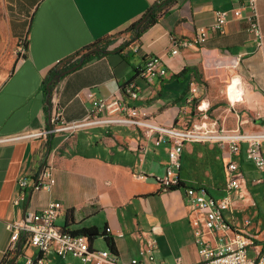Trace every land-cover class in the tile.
Masks as SVG:
<instances>
[{
	"label": "crops",
	"instance_id": "0c3cea01",
	"mask_svg": "<svg viewBox=\"0 0 264 264\" xmlns=\"http://www.w3.org/2000/svg\"><path fill=\"white\" fill-rule=\"evenodd\" d=\"M157 1L4 0L0 38L14 43L28 40L0 84V264L11 238L7 223L29 217L50 201L63 205L56 220L59 226L71 231L98 228L100 234L91 241L96 250L109 249L102 234L108 228L119 261L142 259L140 249L147 238L155 236L158 247L149 264H174L177 258L184 264H197L201 254L191 218L201 213L186 202L184 188L194 186L217 199L225 195L231 178H238L241 186L233 189L232 206L224 211L229 227L214 232L212 238L217 241L245 230L255 238L249 255L257 258L264 251V171L247 157L246 142L233 152L213 140L186 141L180 186L165 188L156 176L166 171L170 143L156 145L154 136L139 126L50 132L61 122L86 116L92 105L86 96L89 87L95 89L96 97H116L157 124L186 127L205 121L242 132L264 131V42L258 47L247 28V7L205 44L170 52L175 41L191 38L198 27L211 24L215 10L243 6V0H174L139 36L131 33L124 44L109 45L108 52L60 77L45 110L44 81L59 60L128 29ZM257 5L264 34V0H257ZM155 54L162 57L166 76L141 73L146 59ZM237 76L240 85L234 79L230 83ZM193 81L194 95L190 92ZM130 82L138 88L136 99L123 91ZM57 111L61 119L50 126L49 114L52 118ZM40 131L45 133L34 134ZM48 159L54 165L56 182L50 191H32L31 181ZM230 161L238 163L232 172L227 168ZM141 172L146 178H137ZM20 177L29 185L24 199L15 203ZM69 209L73 213L68 217ZM154 225L162 232L154 233ZM116 231L123 236L117 237ZM27 254L37 257L41 253L22 237L10 256L22 263ZM42 258L43 264L65 262L54 252ZM67 259L82 264L73 256Z\"/></svg>",
	"mask_w": 264,
	"mask_h": 264
},
{
	"label": "built area",
	"instance_id": "2783aa9c",
	"mask_svg": "<svg viewBox=\"0 0 264 264\" xmlns=\"http://www.w3.org/2000/svg\"><path fill=\"white\" fill-rule=\"evenodd\" d=\"M243 6L231 9L215 10L214 20L211 24L197 28L195 35L191 38L175 41L171 48V54H177L181 47L205 44L211 34L221 32L224 26L231 20L240 18L242 7H247L249 13L246 16L247 28L253 33L258 47L264 42V34L259 22L257 0H243ZM143 75L166 76L167 68L164 66L160 55L149 56L143 69ZM123 91L131 98L139 97L138 88L133 83H128ZM190 92L194 95L197 92L196 83L193 81ZM86 96L91 99V107L86 116L78 121L63 123L53 127L50 132L70 129L78 130L91 126L100 125H136L144 129L147 135L154 136L156 145L165 142L170 143L168 150L169 163L163 175L156 176V180L165 188L180 186L179 169L181 168V154L186 141H209L218 142L222 147H229L231 151L238 152L242 142L247 143V157L250 158L260 171H264V153L262 150L264 142L263 132H242L238 129H228L216 123L210 124L205 121L194 123L186 127L175 125H161L149 120L145 113H141L136 107L114 97L111 99L96 97L93 87L86 90ZM192 99V98H191ZM189 99V100H191ZM200 109L201 106L198 105ZM201 110V109H200ZM61 119V112L57 111L51 118L52 123H57ZM44 131L34 133L42 135ZM230 172L238 168V163L230 161L227 165ZM145 173H139L137 178H146ZM56 182L54 176V165L51 160H47L41 170L31 181L32 191H50ZM29 181L25 177L18 179L20 192L15 198V203L25 197V188ZM241 186L238 178H231L225 186V195L221 198H214L200 188L185 186L184 197L196 212L201 215L191 218L194 227L195 242L201 254V261L197 264H264V251L257 258L249 255V249L255 244V238L245 230H237L230 237H225L215 241L212 234L218 230L227 229L229 226L224 219V211L232 206L231 192ZM63 205L60 201H50L38 212L32 213L29 217L8 222L7 228L11 231L10 243L3 260L6 264H43L42 256L47 253H56L65 259L64 264H75L67 259L68 256L78 258L82 264H149L155 258L154 252L158 247L155 236L146 239L144 246L140 249V254L144 257L131 258L128 261H119L109 249L96 250L92 247L89 239L84 235L72 234L68 230L56 223L59 215L62 214ZM154 233L162 232L160 226L152 227ZM117 237H122L120 231H116ZM210 235V237H207ZM24 237L28 246L40 251L39 256L27 254L22 263L11 259V254L17 250L20 239ZM174 264H184L177 258Z\"/></svg>",
	"mask_w": 264,
	"mask_h": 264
},
{
	"label": "trees",
	"instance_id": "16d2710c",
	"mask_svg": "<svg viewBox=\"0 0 264 264\" xmlns=\"http://www.w3.org/2000/svg\"><path fill=\"white\" fill-rule=\"evenodd\" d=\"M172 2H174V0H159V1H157L137 21L133 22L129 26L128 29L133 30L135 32V34L139 36L146 28H148L149 26H151L157 22L159 14L161 12L165 11L167 9V7H169V5L172 4ZM143 19H145L143 21V23L139 27H137L138 23ZM113 37H115V36L114 35L105 36L104 38L98 39L94 43H92L88 46H84L83 48H81L80 50H77L73 54L59 60L49 70V72L45 78V81H44V92L46 95V109L45 110H47L48 105H50L51 94H52L51 91H52L54 85L56 84L57 80L59 79L57 77L58 74H60L64 70L71 68L72 66L76 65L80 61V58L83 56V54L86 51H88L89 49L99 48L98 50L94 51L89 56H87L80 66L84 65L85 63H87L88 61H90L91 59L96 57L97 55L108 52L109 51L108 46L111 43ZM27 40H28V37H26L24 40V46L26 45ZM49 89H51L50 92H49ZM72 213H73V209H69L68 210V217ZM64 229H66V228H64ZM66 230H68L72 234L86 236L89 239L90 243L97 234H100L98 228H96L94 226L89 227V228H82V229L77 230V231H71L69 229H66ZM102 234L104 235L106 241L108 242L110 251H112L114 254H116L117 248H116L115 241H114L113 237L110 235V230L108 228H105L103 230ZM1 264H6V260H3Z\"/></svg>",
	"mask_w": 264,
	"mask_h": 264
},
{
	"label": "rangeland",
	"instance_id": "374dc122",
	"mask_svg": "<svg viewBox=\"0 0 264 264\" xmlns=\"http://www.w3.org/2000/svg\"><path fill=\"white\" fill-rule=\"evenodd\" d=\"M6 12V6L4 0H0V21L4 19ZM133 30L124 29L112 38V41L109 45L118 43L124 44L130 37V34H133ZM135 34V32H134ZM24 51V40L22 42H11L5 41L0 38V84L4 79L11 73L13 70L16 61L21 57L22 52ZM230 81L232 83L233 79Z\"/></svg>",
	"mask_w": 264,
	"mask_h": 264
},
{
	"label": "water",
	"instance_id": "95a60500",
	"mask_svg": "<svg viewBox=\"0 0 264 264\" xmlns=\"http://www.w3.org/2000/svg\"><path fill=\"white\" fill-rule=\"evenodd\" d=\"M145 19H143V20H141L139 23H138V25H137V27H139L142 23H143V21H144ZM99 48H93V49H89L88 51H86L84 54H83V56L80 58V61L76 64V65H74V66H72L71 68H68V69H66V70H64V71H62L60 74H58V78H60V77H62V76H65L66 74H68L69 72H71L72 70H74V69H76L78 66H80L82 63H83V61L85 60V58L87 57V56H89L91 53H93L94 51H96V50H98ZM24 57L26 56L25 54L23 55ZM50 85V84H49ZM51 91V89H49V92ZM52 122H51V116H50V114H49V125L51 126L52 124H51Z\"/></svg>",
	"mask_w": 264,
	"mask_h": 264
},
{
	"label": "bare ground",
	"instance_id": "6f19581e",
	"mask_svg": "<svg viewBox=\"0 0 264 264\" xmlns=\"http://www.w3.org/2000/svg\"><path fill=\"white\" fill-rule=\"evenodd\" d=\"M234 80H235V82H237V84L240 85L241 80H240V77L239 76L235 77Z\"/></svg>",
	"mask_w": 264,
	"mask_h": 264
}]
</instances>
